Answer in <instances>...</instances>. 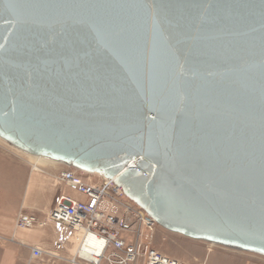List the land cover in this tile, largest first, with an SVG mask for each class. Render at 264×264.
Masks as SVG:
<instances>
[{"label":"water","instance_id":"95a60500","mask_svg":"<svg viewBox=\"0 0 264 264\" xmlns=\"http://www.w3.org/2000/svg\"><path fill=\"white\" fill-rule=\"evenodd\" d=\"M0 139L264 256V0H0Z\"/></svg>","mask_w":264,"mask_h":264},{"label":"built area","instance_id":"2783aa9c","mask_svg":"<svg viewBox=\"0 0 264 264\" xmlns=\"http://www.w3.org/2000/svg\"><path fill=\"white\" fill-rule=\"evenodd\" d=\"M84 177L72 168H64L56 174L57 180L72 193L62 194L49 215L50 220L81 235L76 254L62 257L59 254L61 244L54 251L30 246L28 264L44 260L45 255L69 264H92L87 253L95 254L98 264H137L140 261L143 264H187L143 242V227L154 229L157 223L144 209L127 199L121 187L110 179L100 177L102 181L94 183ZM46 224L35 214L21 212L16 218L17 228L30 229ZM96 250H100L99 253Z\"/></svg>","mask_w":264,"mask_h":264},{"label":"crops","instance_id":"0c3cea01","mask_svg":"<svg viewBox=\"0 0 264 264\" xmlns=\"http://www.w3.org/2000/svg\"><path fill=\"white\" fill-rule=\"evenodd\" d=\"M50 166L57 165L56 163H53L50 164ZM12 181L20 182L14 183ZM41 182V193L38 190L35 193L37 195L41 194L46 196L47 193H45V191H47L48 185L51 186V182L45 179ZM12 186L15 188L14 194L18 200L16 204L12 205L11 207V203L6 205L3 203L2 199H7V195L10 197ZM29 187L30 184L28 183L26 185L24 179H21V177H19V179L14 178L11 180V182L8 178L1 179L0 181V193L3 195V198L0 202V239H3V241H0V264H28L31 257L30 246H38L47 251H54L57 245L61 244L62 247L59 250V254L64 258L71 257V229L49 219V215L56 206L59 197L62 194H71V191L64 184L57 180L56 184H52L51 186L53 193L50 195V197H44L46 203H43L41 206H39L40 214L38 217L41 221L47 222L46 227L35 226L34 228L36 229L30 228L32 230H16L14 228L16 221L15 217L17 216L18 209L21 206L25 207L28 205L25 200L28 196ZM64 190H66V192H64ZM22 194H25L24 202H21ZM11 234L14 235L13 242H6V240L9 238H6L5 236L10 237ZM194 241H197L196 243L204 244H196L198 252L194 261L191 259H186L185 261L180 258L181 261H184L187 264H264V256L258 254L226 248L220 245L206 243L199 240ZM44 260L49 263L52 261L53 263L63 262L64 264H69L66 260H56L49 258L48 255L44 256ZM31 264L37 263L34 260ZM137 264H143V262L140 261Z\"/></svg>","mask_w":264,"mask_h":264},{"label":"rangeland","instance_id":"374dc122","mask_svg":"<svg viewBox=\"0 0 264 264\" xmlns=\"http://www.w3.org/2000/svg\"><path fill=\"white\" fill-rule=\"evenodd\" d=\"M48 161L51 164L56 163L58 167L50 166L49 164L45 166H39V168H34L33 165L35 164L36 160L33 155L24 153L10 146L2 139H0V181L1 179L8 178L10 179V182H11L12 179L14 178L19 179V177H21V179H24L26 185L28 183L30 184L28 196L26 200H25V194H22V199H21V202L22 201L24 202L25 200L26 203H28V205H26L25 207L21 206L18 209L17 216L21 212L23 213L29 212V213H33L36 216H38L40 214L39 206H41L43 203H46V200L44 197L46 196L50 197V195L53 193L51 186L52 184H56V181H57L56 174H58V172L61 171L62 169L68 168L63 164H60V163H57L51 160H48ZM73 170L85 176L84 179L88 182L90 181L94 183H100L102 181L100 176L96 174H87V173L81 172L76 169H73ZM44 179L49 180L51 182L50 183L51 186L48 185L47 191H45V193H47L46 196H43L41 194L37 195L35 192L38 190L41 193L42 191L41 181ZM17 182H20V181H16L14 183H17ZM14 190L15 188L12 186L11 191H10V197H8L7 195V199L6 198L4 199L2 197L3 195L0 193V202H1V199L3 198L2 199L3 203H5L6 205H8V203H11V207L12 205H15L18 198L14 194L15 193ZM64 192H66V190H64ZM17 216L15 217V220ZM14 228L16 230H27L23 228H17L16 221H15ZM33 229H36V228H33ZM143 230H144L143 242L151 245L152 247L156 248L157 250L171 257H174L177 259L181 258L182 260H185V261L186 259H189V260L191 259L192 261H194L197 255V252H198L196 244L198 245L204 244V243H196L197 241H194L184 236L172 233L168 230H165L159 225L156 226L154 229H147L143 227ZM5 237L9 238L8 240H6V242H13V239H14L13 234H11L10 237L8 236H5ZM71 237H72L71 238V257H72L74 254L76 245L78 244L77 236L75 235V232L73 230H71ZM1 240L3 241L2 238L0 239V241ZM35 262L37 264H64L63 262L53 263L52 261H50L49 263L46 260H40V259L35 260Z\"/></svg>","mask_w":264,"mask_h":264},{"label":"bare ground","instance_id":"6f19581e","mask_svg":"<svg viewBox=\"0 0 264 264\" xmlns=\"http://www.w3.org/2000/svg\"><path fill=\"white\" fill-rule=\"evenodd\" d=\"M35 157V160H36V162H35V164L33 165L34 166V168H39V166H45V165H49V164H51L49 161H48V159H45V158H42V157H38V156H34ZM127 198V197H126ZM128 199V198H127ZM132 202V201H131ZM132 203H134V202H132ZM135 204V203H134ZM136 205V204H135ZM157 226H158V224H157ZM75 232V235L77 236V241H78V244L76 245V248H75V251H74V254H73V256L76 254V252H77V250H78V247H79V242H80V237H81V235L79 234L78 235V233L76 232V231H74ZM72 238V237H71ZM91 239L89 238L88 239V241L89 242H91L90 241ZM99 251L100 250H96L95 252H97V253H99ZM86 256H87V259L92 263V264H98V258L96 257V255L95 254H89V253H87L86 254ZM86 264H88V263H86Z\"/></svg>","mask_w":264,"mask_h":264}]
</instances>
